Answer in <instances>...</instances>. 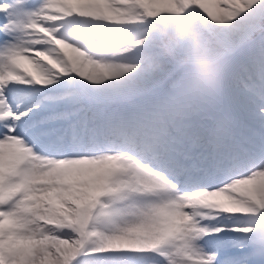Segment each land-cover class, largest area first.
Instances as JSON below:
<instances>
[{"label": "snow or ice", "instance_id": "obj_1", "mask_svg": "<svg viewBox=\"0 0 264 264\" xmlns=\"http://www.w3.org/2000/svg\"><path fill=\"white\" fill-rule=\"evenodd\" d=\"M0 264H264V0H0Z\"/></svg>", "mask_w": 264, "mask_h": 264}]
</instances>
